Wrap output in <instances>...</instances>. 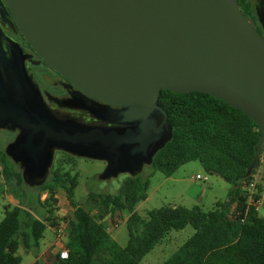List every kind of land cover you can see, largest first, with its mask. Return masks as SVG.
<instances>
[{"label":"water","instance_id":"water-1","mask_svg":"<svg viewBox=\"0 0 264 264\" xmlns=\"http://www.w3.org/2000/svg\"><path fill=\"white\" fill-rule=\"evenodd\" d=\"M26 43L77 90L47 107L16 43L0 39V129L25 184L42 185L57 151L134 177L171 138L161 90L200 92L247 115L264 143V37L237 0H4Z\"/></svg>","mask_w":264,"mask_h":264},{"label":"trees","instance_id":"trees-1","mask_svg":"<svg viewBox=\"0 0 264 264\" xmlns=\"http://www.w3.org/2000/svg\"><path fill=\"white\" fill-rule=\"evenodd\" d=\"M249 20L248 0H237ZM157 102L171 125V138L156 152L150 167L170 176L180 165L198 161L208 173H216L231 185L225 200L216 201L204 211L199 206H161L141 217L135 206L146 199L149 174L126 175L114 194L89 191L83 203L73 197L77 173L68 168L74 156L57 151L46 181L39 186L45 198L35 203L4 206L0 220V264H19L16 254L21 245L26 252L38 250L46 226L57 225L58 191L72 208L65 231L63 248L48 252L43 261L35 257L32 264H140L171 229L190 225L194 232L162 264H264V216L253 209L245 211L244 187L255 169L246 175L256 158L260 135L258 126L244 113L206 93L159 92ZM261 147L257 155L260 164ZM0 185L12 188L25 184L20 169L0 151ZM235 209L231 212V206ZM125 213L127 242L120 246L109 234L106 217Z\"/></svg>","mask_w":264,"mask_h":264},{"label":"rangeland","instance_id":"rangeland-1","mask_svg":"<svg viewBox=\"0 0 264 264\" xmlns=\"http://www.w3.org/2000/svg\"><path fill=\"white\" fill-rule=\"evenodd\" d=\"M16 131L0 129V151H4L5 146L13 140ZM261 155L259 165L255 168L252 178L264 171V143H261ZM59 152H55L54 160L60 157ZM105 163L99 160H90L74 157L72 164L68 167L71 172L77 173V185L73 191L76 202L83 203L89 191L98 193L114 194L117 192L126 174H119L117 177L100 179ZM149 174V186L147 197L135 206V212L141 217H145L146 212L161 206H183L191 208L199 206L204 211L210 210L216 201L225 200L231 185L223 180L216 173L205 171L198 161H190L180 165L170 176H165L159 171L151 169L150 165L144 166L139 173L146 177ZM198 175L199 178L195 176ZM0 177V183H1ZM45 192L40 191L39 186H29L27 184L15 185L12 188L0 185V220L3 217L5 205H16L21 202L35 203L37 196L40 200L45 198ZM56 210L53 217L57 225L54 227L46 226L39 239L38 250L36 253L26 252L20 245L16 254L21 257L19 264H32L35 257L45 261L48 252L58 250L53 246L55 241V229L61 228L63 234L67 230L68 220L71 218L72 208L67 202L62 191L57 194ZM259 216H264V208L258 212ZM125 213H115L112 217H106L105 224L111 237L120 245L124 246L127 242V229L125 225ZM194 230L190 225L182 229L169 230L148 253H146L140 264H162L166 261L185 241L193 234Z\"/></svg>","mask_w":264,"mask_h":264},{"label":"flooded vegetation","instance_id":"flooded-vegetation-1","mask_svg":"<svg viewBox=\"0 0 264 264\" xmlns=\"http://www.w3.org/2000/svg\"><path fill=\"white\" fill-rule=\"evenodd\" d=\"M248 2L251 9L248 21L264 37V0ZM0 39L5 47L10 43H16L20 47L26 71L38 87L48 108L92 121L86 111L71 106L74 96L77 95L76 88L52 70L26 43L4 0H0Z\"/></svg>","mask_w":264,"mask_h":264},{"label":"built area","instance_id":"built-area-1","mask_svg":"<svg viewBox=\"0 0 264 264\" xmlns=\"http://www.w3.org/2000/svg\"><path fill=\"white\" fill-rule=\"evenodd\" d=\"M199 178L198 175L195 176ZM245 190V211L249 209H253L255 212H259L264 208V171L261 175H258V178H252L250 182L244 187ZM235 209V204L231 206V212ZM55 242L57 243L59 250V257L61 259H65L67 257V251L63 248V244L65 241V233L61 228L55 229Z\"/></svg>","mask_w":264,"mask_h":264},{"label":"crops","instance_id":"crops-1","mask_svg":"<svg viewBox=\"0 0 264 264\" xmlns=\"http://www.w3.org/2000/svg\"><path fill=\"white\" fill-rule=\"evenodd\" d=\"M62 194H64L63 193V191H62ZM57 196V195H56ZM53 246H56L57 248H58V246H57V243L54 241V243H53Z\"/></svg>","mask_w":264,"mask_h":264}]
</instances>
